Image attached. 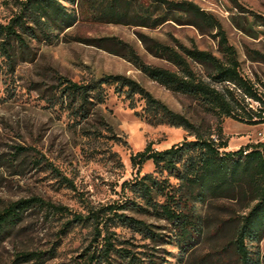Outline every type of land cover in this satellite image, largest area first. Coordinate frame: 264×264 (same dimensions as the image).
Here are the masks:
<instances>
[{
  "label": "rangeland",
  "instance_id": "374dc122",
  "mask_svg": "<svg viewBox=\"0 0 264 264\" xmlns=\"http://www.w3.org/2000/svg\"><path fill=\"white\" fill-rule=\"evenodd\" d=\"M20 1L0 0V22L7 23L18 12ZM188 1L221 21L238 52L242 74L255 84L264 100V0ZM113 2L123 14L115 21L105 14ZM153 2L65 3L77 15L74 25L53 27L56 35L52 42L27 37L26 53L16 50L12 68L0 54V212L12 202L36 197L87 214L88 206L99 208L124 198L123 182L133 180L138 173L131 155L149 143L155 150H163L195 138L192 131L183 127L148 122L145 101L139 95L129 98L115 85H104V101L90 105L81 116L77 104L62 91L65 79L87 84L110 74L131 77L189 118L203 135L211 132L215 141L226 140L228 147L221 149L224 152L248 149L264 141V122L258 121L257 115L263 110L264 116V103L243 99L240 94L235 117L219 120L193 97L152 80L127 59L129 44L145 62L175 70L171 62L153 55L147 47L154 40L172 44L175 39L223 56L218 38L209 28L202 31L173 20L156 27L136 25L138 8L153 9ZM196 69L205 77L212 70L202 64H196ZM249 116L259 123L249 122ZM219 128L223 138L218 136ZM154 170L152 161H147L139 173ZM170 181L177 179L171 176ZM252 188V184L237 186L196 202L204 232L188 252L176 245L173 222L134 210L125 212L150 223L163 238L154 241L119 226L114 228L117 247L130 249L144 264H237L234 239L242 217L256 203ZM71 218L72 214L66 211L38 205L28 208L20 221L0 236V264H85L84 254L93 240V228L89 222L66 224ZM247 244L254 264H264V228L259 238L250 237ZM32 251L44 254L40 259L16 260L18 254ZM112 261L128 264L126 257L118 253H113Z\"/></svg>",
  "mask_w": 264,
  "mask_h": 264
},
{
  "label": "trees",
  "instance_id": "16d2710c",
  "mask_svg": "<svg viewBox=\"0 0 264 264\" xmlns=\"http://www.w3.org/2000/svg\"><path fill=\"white\" fill-rule=\"evenodd\" d=\"M76 1H20L18 12L7 23L0 22V54L10 61V68L16 61V50H20L22 55L26 53L27 37L52 42L56 35L53 27L63 29L77 22V15L70 12L65 4H74ZM172 12L177 13V16L171 18ZM105 14L112 21L121 19L123 15L115 8L114 2ZM135 17L136 25L147 27H156L173 20L178 24L194 25L202 31L209 28L215 32L212 35L218 38L223 53L219 57L209 50L184 45L177 39L172 44L154 40L147 46L148 50L171 62L176 67L172 70L145 62L128 44L127 59L152 80L174 92L193 97L219 120L235 117L240 94L243 99L249 97L264 103L255 84L242 74L238 52L214 14L188 0H154L153 9L140 7ZM119 43L124 44L122 41ZM196 64L210 66L212 70L205 77L196 69ZM62 84L65 85L62 90L64 95L77 104L81 116L85 115L90 105L104 101V85H115L129 98L139 95L145 101L144 111L148 122L183 127L192 131L195 138L185 139L163 150H155L149 143L144 150L131 155L132 164L138 167V173L133 180L123 182L124 198L99 208L88 206L87 214L72 212L36 197L10 203L0 212V236L7 227L20 221L24 211L38 205L72 214L66 223L68 225L89 222L93 228V240L86 248L85 264H113V253L126 257L128 264H144L130 249L117 247V232L114 228L129 227L154 241L162 239L163 235L156 232L150 223L129 215L126 210L149 213L173 222L175 243L182 252H188L200 241L204 232L195 203L231 191L237 186L252 184L256 203L242 217L234 244L237 264H254L247 240L250 237L252 240L259 238L264 228V141L252 144L248 149L224 152L221 149L228 147L226 140L215 141L211 132L207 136L203 135L189 118L171 109L140 82L126 75H105L87 84L65 79ZM262 113L263 110L257 113L260 122H264ZM247 120L252 124L259 123L253 116ZM217 133L223 138L221 128ZM147 161H152L155 170L141 175L140 168ZM165 173L167 177H163ZM171 176L177 182H171ZM43 254L41 251L20 253L16 260L40 259Z\"/></svg>",
  "mask_w": 264,
  "mask_h": 264
}]
</instances>
